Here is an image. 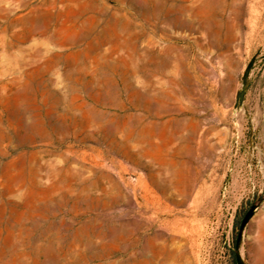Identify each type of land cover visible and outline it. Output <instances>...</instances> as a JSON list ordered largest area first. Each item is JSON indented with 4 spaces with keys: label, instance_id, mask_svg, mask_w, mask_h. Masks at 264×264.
<instances>
[{
    "label": "rangeland",
    "instance_id": "1",
    "mask_svg": "<svg viewBox=\"0 0 264 264\" xmlns=\"http://www.w3.org/2000/svg\"><path fill=\"white\" fill-rule=\"evenodd\" d=\"M0 7V264H264V0Z\"/></svg>",
    "mask_w": 264,
    "mask_h": 264
},
{
    "label": "water",
    "instance_id": "2",
    "mask_svg": "<svg viewBox=\"0 0 264 264\" xmlns=\"http://www.w3.org/2000/svg\"><path fill=\"white\" fill-rule=\"evenodd\" d=\"M253 61L254 60L252 59L249 62V64L247 65L246 69H245V72H244V75H243V86L238 91V94H237V105H239V104H241L243 102L244 92H245V89H246V86H247V77H248L249 71H250V69H251V67L253 65ZM254 208H255V206L252 205L251 208L246 212V214L244 215V217L241 220L240 228H239V232H238V237H237V240H236L237 245H239V243H240L243 229H244L245 225L247 224L248 220L251 218ZM236 260H237V264H243L242 261H241V257H240L238 252L236 253Z\"/></svg>",
    "mask_w": 264,
    "mask_h": 264
},
{
    "label": "bare ground",
    "instance_id": "3",
    "mask_svg": "<svg viewBox=\"0 0 264 264\" xmlns=\"http://www.w3.org/2000/svg\"><path fill=\"white\" fill-rule=\"evenodd\" d=\"M0 10H1V7H0Z\"/></svg>",
    "mask_w": 264,
    "mask_h": 264
},
{
    "label": "trees",
    "instance_id": "4",
    "mask_svg": "<svg viewBox=\"0 0 264 264\" xmlns=\"http://www.w3.org/2000/svg\"><path fill=\"white\" fill-rule=\"evenodd\" d=\"M235 264V263H234Z\"/></svg>",
    "mask_w": 264,
    "mask_h": 264
}]
</instances>
